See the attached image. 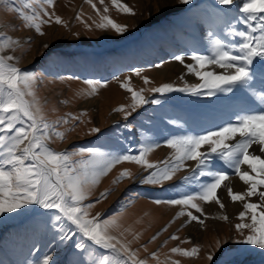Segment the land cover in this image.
Instances as JSON below:
<instances>
[{
    "label": "snow or ice",
    "instance_id": "snow-or-ice-1",
    "mask_svg": "<svg viewBox=\"0 0 264 264\" xmlns=\"http://www.w3.org/2000/svg\"><path fill=\"white\" fill-rule=\"evenodd\" d=\"M84 2L90 5L98 18L88 17L92 20V24H89L83 18V11L78 12L75 20L85 28L90 30L94 25L96 29L111 30L118 35L128 31L126 24L116 22L109 15L110 9L105 0H98L102 7H97V0ZM177 2L180 5H190L192 0ZM215 2L227 7L235 4L236 0ZM110 3L122 15H137L134 8L122 0H110ZM55 4L56 0H0V5H4L8 12L17 14L24 29L34 30L39 36L46 34L43 30L45 26L55 24L69 27L56 14ZM239 11L243 13V17L237 23L242 24L244 30H238L231 24L228 26V35L237 37L238 43L226 44L209 32L210 55L193 52L187 57L191 63H186L184 55H174V60L183 65L189 75H194L199 83L185 82L182 87L163 83L158 87L135 90L131 86V77H127L120 82V87L130 93L131 104L121 105L114 111L124 114L127 119L132 112L149 103L144 96L145 91L159 93L161 96L173 92L212 96L217 92H231L237 85H248L252 79L253 62L256 59L264 61V0H241ZM3 27L0 24V29ZM30 40L29 37L22 42L0 30V216L32 205L54 211V221L61 222L54 240L64 243L77 234L82 237L74 244L80 253V259L75 264H148L147 259L140 258V251L148 252V246L133 248L142 234L122 223L125 210L133 201L128 200L114 215L105 217L99 212L91 214L93 208L108 199L116 185L125 180L136 179L131 171L121 170L111 182L113 188L100 191L94 202L86 203L113 169L123 163H132L147 173L139 177L142 185L162 187L179 172L188 173L178 185L170 189L177 195L152 201L156 205L180 206L181 210L171 223L180 217H187L185 226L192 222L204 226L208 215L202 205L215 203L223 210L225 204L217 193L222 187L226 188L232 202L243 203V211L237 216L239 223L235 224V230L242 239L235 243L264 249V109L253 114L238 115L235 123L229 122L204 134L173 136L165 142L172 154L158 162L149 161L148 156L160 147L159 143L142 145L138 154H132L131 151L108 153L93 148L57 151L50 144L57 140L63 142L67 134L75 130L76 122L83 123L82 117L87 113H66L55 120L48 119L44 104L37 94V75L21 69L18 66L19 58L13 54ZM42 47L46 50L50 48L48 43H44ZM156 67L162 65L158 64ZM133 74L141 77L142 70L137 68ZM142 79L145 86L151 83L147 76ZM179 79L185 78L181 76ZM84 83L90 91L77 92V96H94L100 88L107 87L106 83L98 80H86ZM258 98L264 102V95ZM150 102L159 105L161 100L152 99ZM61 127H64V131L59 130ZM99 132L98 127L90 129V134ZM214 159L221 161L224 167L213 164ZM189 161L195 162L193 167L188 166ZM225 168L239 177L247 186L246 191L235 192L226 183L231 176ZM193 185V190H185V186ZM252 197H258V202H252ZM212 218L225 222L230 219L227 215ZM63 221H67L71 227H67ZM53 228H57L56 223H53ZM167 230L168 226L162 231ZM159 235L160 233L153 235L150 242H155ZM129 236L131 239H128ZM170 239L179 240L180 237L173 234ZM181 242L191 241L186 239ZM222 247L223 244L217 240L216 251ZM200 251L199 245H194L191 249L176 246L171 248L170 254H165L163 260L157 252L150 253V258L156 264H180L179 260L171 258L172 255L197 258ZM242 255V252L232 253L225 264H233L234 259ZM214 258V253L207 255L209 264H212ZM36 264L55 262L52 255L45 254Z\"/></svg>",
    "mask_w": 264,
    "mask_h": 264
},
{
    "label": "rangeland",
    "instance_id": "rangeland-1",
    "mask_svg": "<svg viewBox=\"0 0 264 264\" xmlns=\"http://www.w3.org/2000/svg\"><path fill=\"white\" fill-rule=\"evenodd\" d=\"M122 2L133 7L137 15H122L111 6L110 0H105L110 9L109 15L116 22L128 26V31L123 35L111 30L96 29L94 25L89 30L76 21L75 16L81 10L87 23L92 24L88 17L98 19L84 0H56L54 10L69 27L55 24L51 27L45 26L44 36L35 34L34 30L24 29L17 14L8 12L4 5H0V24L4 25L0 30L22 42L31 38L29 43H23L22 48L13 54L19 58L18 66L21 69L37 75V94L44 104L49 120L63 117L66 113H87L82 117L83 123L76 122L75 130L70 131L63 142L57 140L50 144V147L57 151L93 148L108 153L131 151L132 154H138L142 145L159 143L160 147L148 156L149 161L158 162L172 154V150L165 146L167 139L190 134L188 118H193L194 114L183 110L203 105L207 95L192 96L173 92L161 96L159 93L145 91L144 96L149 103L125 119L124 114L114 111L121 105L131 104L130 93L120 87V82L131 77V86L135 90L142 87H158L163 83L182 87L185 82L179 79V62L173 57L176 54L186 56L194 43H198L200 47L209 43L210 37L204 22L205 9L209 7V2L192 0L190 5H180L176 2L167 9L161 7L160 0ZM97 7H102L98 0ZM193 25L200 30L198 38L194 34ZM44 43L49 44L48 50L42 47ZM158 64L162 67H156ZM137 68L142 70L141 77L133 74ZM163 71H168V74ZM143 76L150 79L149 85H144ZM86 80H98L106 83L107 87L100 88L94 96H77V92L90 91L84 83ZM152 99H159L161 103L154 105L150 102ZM92 127H98L100 132L90 134ZM59 130L64 131V127ZM188 166L191 167L190 162ZM123 169L131 171L136 179L125 180L113 188L112 180ZM227 171L230 176L233 175L230 174V169ZM146 174L143 169L132 163L118 165L102 180L90 201H86L94 202L100 191L113 188L108 199L91 210L92 215L99 212L105 217L116 214L128 200L133 201L125 210L122 223L142 234L139 242L133 244L134 249L148 246V252L140 251V258L147 259L148 264H156V261L150 258L152 252L159 253L160 259L163 260L165 254H170L173 247L191 249L194 245H199L201 251L197 258L178 255H172L171 258L179 260L180 264H209L207 255L214 253L212 264H225L232 253L242 252L243 255L236 257L233 264H264V249L235 243L242 239L235 230V224L239 223L238 213L243 211L242 202L231 201L228 206L222 199L223 192L219 189L217 194L225 208L221 210L215 203L203 204L208 215L204 226L195 222L185 226L187 217H180L171 223L176 213L181 210L180 206L156 205L152 201L177 195L170 189L178 185L188 173L179 172L172 181L162 187L140 184L139 177ZM193 188L194 185L185 186L187 191ZM256 199L252 197L251 201L258 202ZM55 215L54 211L32 205L18 212L0 216V264H36L45 254L52 255L55 264H75L80 259V253L74 244L82 237L77 234L72 240L64 243L54 240L61 223L54 221ZM219 215H227L230 219L225 222L212 218ZM53 223H56L57 228H53ZM63 223L71 227L67 221ZM166 226L168 230L162 231ZM157 233H160L158 239L150 242L151 237ZM173 234L178 235L180 239L171 240ZM247 234L245 230V235ZM128 239H131V236ZM186 239L191 242H181ZM217 240L223 244L219 251L215 248ZM225 241L227 243H224ZM88 243L91 247L90 242Z\"/></svg>",
    "mask_w": 264,
    "mask_h": 264
},
{
    "label": "bare ground",
    "instance_id": "bare-ground-1",
    "mask_svg": "<svg viewBox=\"0 0 264 264\" xmlns=\"http://www.w3.org/2000/svg\"><path fill=\"white\" fill-rule=\"evenodd\" d=\"M206 1L209 2V7H206V13L204 14V22L206 23L208 30L207 33L212 32L215 38H220L226 44L238 43L237 37L228 35V26L231 24L238 30H244V26L240 23H237V20L243 17V13L239 11L241 0H236L235 4L227 7L218 5L215 0ZM160 2L161 7L163 9H167L170 5L176 4L177 0H160ZM194 34L197 38L200 37V30L197 26H194ZM197 44L198 43H194L191 45L189 52L186 53L187 57H189L193 52L198 55L211 54L210 43L207 45H202L201 47L199 44ZM187 57L186 63H191ZM178 66V73L180 76H184V82H187L188 84L190 82H199L194 75H189L187 73L183 65L179 63ZM216 70L221 71L219 69ZM251 71L252 79L248 85H237L233 87L231 92H227L226 94L216 93L212 96L207 95L204 98L205 102L203 105L194 107L192 109L183 110V112H192L194 114L193 118L188 116V126L191 135H197V133L200 132L215 130L229 122L235 123L238 115L253 114L264 109V102L258 98L260 95H264V61L256 59L251 66ZM163 72L168 74V71ZM255 147L257 146H254V148ZM206 148L207 146H205V149ZM205 149H202V151ZM250 151H252V149H250ZM189 162L190 166L193 167L195 162ZM212 163L217 167H224L221 161L214 159ZM246 167L247 166H243V168ZM225 170L227 169L225 168ZM231 173L232 172H230V174ZM226 183L231 186L235 192L240 190L244 191L247 189V186L244 185L242 181L239 180V177L235 176L234 174L231 176L229 181H226ZM220 190L224 194L222 199L225 201V204L228 206L229 204L231 205L230 197L227 195V189L222 187ZM256 198V200H258V197Z\"/></svg>",
    "mask_w": 264,
    "mask_h": 264
}]
</instances>
